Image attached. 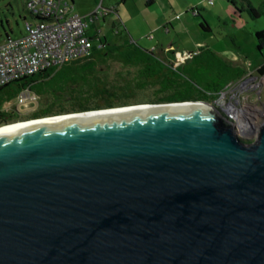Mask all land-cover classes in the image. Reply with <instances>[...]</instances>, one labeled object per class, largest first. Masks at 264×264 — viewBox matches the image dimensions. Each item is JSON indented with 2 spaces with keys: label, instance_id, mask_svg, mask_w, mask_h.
<instances>
[{
  "label": "water",
  "instance_id": "95a60500",
  "mask_svg": "<svg viewBox=\"0 0 264 264\" xmlns=\"http://www.w3.org/2000/svg\"><path fill=\"white\" fill-rule=\"evenodd\" d=\"M50 118L0 134V264H264V121L245 141L181 101L25 122Z\"/></svg>",
  "mask_w": 264,
  "mask_h": 264
},
{
  "label": "trees",
  "instance_id": "16d2710c",
  "mask_svg": "<svg viewBox=\"0 0 264 264\" xmlns=\"http://www.w3.org/2000/svg\"><path fill=\"white\" fill-rule=\"evenodd\" d=\"M232 4L236 5L234 0ZM193 11L200 13L197 7L192 8L191 12ZM247 11L255 18L261 13L251 4ZM89 18L92 19V15ZM32 19L34 21L37 18ZM1 27L4 28L2 23ZM199 27L205 33L211 32L206 21L201 22ZM9 36L5 33L1 42ZM254 37L257 40L256 49L262 52L264 30L255 31ZM90 39L91 49L83 57L63 65H50L40 69L33 75L0 87V91L9 88L7 95L18 97L21 91L28 89L38 97L44 96L47 106L36 109L33 113L35 118H41L143 102L211 103L228 85L224 82H236L247 74L246 71L224 62L209 46L188 50L194 53L193 56L179 67L180 65L163 62L170 61L168 55H173L170 48L156 52L154 48L147 49L133 41L111 45L99 39L98 34ZM94 39H98L97 45L93 44ZM231 41L235 42L234 39ZM113 66L116 68H112ZM255 71L264 75V61ZM224 78L226 81L223 82ZM53 105L57 107H52ZM13 115L14 113L0 108V119Z\"/></svg>",
  "mask_w": 264,
  "mask_h": 264
},
{
  "label": "rangeland",
  "instance_id": "374dc122",
  "mask_svg": "<svg viewBox=\"0 0 264 264\" xmlns=\"http://www.w3.org/2000/svg\"><path fill=\"white\" fill-rule=\"evenodd\" d=\"M160 1L165 4V12L157 8L156 3L147 6V0H75V9L71 13L86 16L88 34L92 37L98 34L99 39L111 45L133 41L144 48H154L156 52L169 49L170 45L176 50L209 46L222 60L241 64L250 76H258L250 83L258 81L260 85L257 89L239 90L240 95L238 93L235 98L241 105L257 104L252 109L263 111V114L256 113V125L259 126L264 121V77L253 70L264 61V49L262 52L256 49L254 33L264 30V0H234L236 5L232 0H213L212 3L209 0H167L173 9L168 8L164 0ZM25 4L26 0H0V42L5 33L12 37L24 34L25 22H34ZM249 4L261 11L258 17L248 13ZM195 7L200 13L191 12ZM203 21L210 27V33L200 29L199 24ZM98 42V39L93 40L94 45ZM9 92V88L0 91V108L20 114L16 111L17 97L7 95ZM37 102V109L47 106L44 96H39ZM255 139V133L243 136L245 141Z\"/></svg>",
  "mask_w": 264,
  "mask_h": 264
},
{
  "label": "built area",
  "instance_id": "2783aa9c",
  "mask_svg": "<svg viewBox=\"0 0 264 264\" xmlns=\"http://www.w3.org/2000/svg\"><path fill=\"white\" fill-rule=\"evenodd\" d=\"M212 1L209 0L210 3ZM25 8L31 17L37 19L33 23H25L24 34L9 36L0 43V87L33 75L50 65H63L83 57L92 46L87 31L88 18L71 13V0H26ZM170 49L173 50L174 66L185 64L194 54L188 50ZM250 75L247 72L243 78L229 83L216 99L223 115L230 119L239 117L248 131L253 124L256 126V113L262 110L252 109L257 106L254 103L241 105L235 97L240 95L239 90L259 87L258 81L250 83L257 80L258 76ZM37 100L38 96L28 89L21 91L17 97L19 113H23L21 107L35 105L36 108ZM254 133L257 138V132Z\"/></svg>",
  "mask_w": 264,
  "mask_h": 264
},
{
  "label": "bare ground",
  "instance_id": "6f19581e",
  "mask_svg": "<svg viewBox=\"0 0 264 264\" xmlns=\"http://www.w3.org/2000/svg\"><path fill=\"white\" fill-rule=\"evenodd\" d=\"M145 107H148V106H145ZM128 108H126L125 110H127ZM114 111H124V109L122 110H110V111H107V112H92L90 114H87V115H95V114H98V113H109V112H114ZM262 113V111H261ZM65 117H75V118H82V117H86L85 114H78V115H74V116H65ZM227 119H229L233 125V128L236 132V135L239 137V138H242L243 139V136H245V134H249V131L247 129H245L242 125V121H240L239 117L238 118H234V119H230L227 115L225 116ZM40 119V118H39ZM59 119H62V118H50V119H42V120H36V121H32V122H25V121H20L16 124H8V125H5V126H2L0 127V134L2 133H7V132H10V131H14L15 129H18L20 127H23V126H26V125H30V124H37V123H47L49 121H57Z\"/></svg>",
  "mask_w": 264,
  "mask_h": 264
},
{
  "label": "crops",
  "instance_id": "0c3cea01",
  "mask_svg": "<svg viewBox=\"0 0 264 264\" xmlns=\"http://www.w3.org/2000/svg\"><path fill=\"white\" fill-rule=\"evenodd\" d=\"M165 2H166V5L168 6V8H171V9H173V6L170 4V2H168L167 0H164ZM171 1V0H170ZM71 2H72V9L71 10H73V9H75V0H71ZM154 3H156L157 5H156V7L157 8H159V9H161L162 10V12H165L167 9L165 8V4L163 5L162 4V2L160 1V0H147V6L148 5H151V4H154ZM170 20H167V22H169ZM172 47V46H171ZM170 47V48H171ZM147 49H150V48H147ZM165 50H167V49H165ZM174 50H176V49H174ZM182 50H187V49H182ZM168 54V53H167ZM169 57H168V60H170V61H163V62H166V63H173V61H171V60H173V55H168ZM224 62H226V61H224ZM227 64H229V65H231V66H234V67H238L239 68V70H242V71H246V73L247 72H249V71H247L241 64L239 65V64H235V63H228V62H226ZM181 66H183V65H180L179 67H181ZM253 71H255V70H253ZM224 81H226L225 80V78L223 79V82ZM232 81H235V80H229V82L228 81H226V82H224L225 84H229V83H231ZM37 105H38V103H37ZM37 105H36V107H37ZM39 106V105H38ZM35 105H31L30 107H28V108H26V107H21V110H22V112H23V115H26V114H31L33 111H35L37 108H35ZM17 110L16 111H19L18 110V105H17V108H16ZM7 112H9V111H7ZM13 113V112H12Z\"/></svg>",
  "mask_w": 264,
  "mask_h": 264
},
{
  "label": "flooded vegetation",
  "instance_id": "af4514ba",
  "mask_svg": "<svg viewBox=\"0 0 264 264\" xmlns=\"http://www.w3.org/2000/svg\"><path fill=\"white\" fill-rule=\"evenodd\" d=\"M213 107H215L222 115V111H221V108H219L217 106V103H216V100H214L213 102L210 103ZM35 111H33L31 114H26V115H23V113H20V114H14L12 117H8V118H1L0 119V127L1 126H5V125H8V124H15V123H18V122H22V121H27V120H30V119H35V116H33V113ZM257 112V111H256ZM258 118L257 116H255V123L257 122ZM258 127L259 126H255V124H253L250 129H249V134L250 133H254V132H258Z\"/></svg>",
  "mask_w": 264,
  "mask_h": 264
}]
</instances>
